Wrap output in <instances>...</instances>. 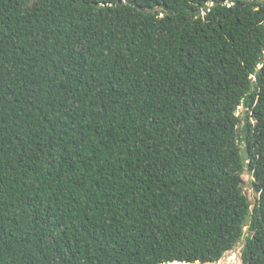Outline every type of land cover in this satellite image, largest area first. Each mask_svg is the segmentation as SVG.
Returning <instances> with one entry per match:
<instances>
[{
  "label": "trees",
  "instance_id": "trees-1",
  "mask_svg": "<svg viewBox=\"0 0 264 264\" xmlns=\"http://www.w3.org/2000/svg\"><path fill=\"white\" fill-rule=\"evenodd\" d=\"M262 61L260 0H0V264H264Z\"/></svg>",
  "mask_w": 264,
  "mask_h": 264
},
{
  "label": "rangeland",
  "instance_id": "rangeland-1",
  "mask_svg": "<svg viewBox=\"0 0 264 264\" xmlns=\"http://www.w3.org/2000/svg\"><path fill=\"white\" fill-rule=\"evenodd\" d=\"M243 111L244 109L241 107L239 109L238 115H240ZM251 180H252V175L246 172L243 175V181H244L243 190L248 196V199L250 200L253 209L257 195L254 193V191L250 186ZM245 231H247V228L245 229ZM244 245H245V238H243L241 242L232 251L227 252L224 255V257L220 260L219 264H242L241 252L242 249L244 248Z\"/></svg>",
  "mask_w": 264,
  "mask_h": 264
},
{
  "label": "snow or ice",
  "instance_id": "snow-or-ice-1",
  "mask_svg": "<svg viewBox=\"0 0 264 264\" xmlns=\"http://www.w3.org/2000/svg\"><path fill=\"white\" fill-rule=\"evenodd\" d=\"M122 2H125V0H122ZM261 3H264V0H260ZM264 62V61H262ZM261 80H264V72L261 73Z\"/></svg>",
  "mask_w": 264,
  "mask_h": 264
},
{
  "label": "water",
  "instance_id": "water-1",
  "mask_svg": "<svg viewBox=\"0 0 264 264\" xmlns=\"http://www.w3.org/2000/svg\"><path fill=\"white\" fill-rule=\"evenodd\" d=\"M172 263L189 264V263H181V262H170V263H165V264H172Z\"/></svg>",
  "mask_w": 264,
  "mask_h": 264
},
{
  "label": "bare ground",
  "instance_id": "bare-ground-1",
  "mask_svg": "<svg viewBox=\"0 0 264 264\" xmlns=\"http://www.w3.org/2000/svg\"><path fill=\"white\" fill-rule=\"evenodd\" d=\"M172 264H179V263H172ZM197 264V263H196Z\"/></svg>",
  "mask_w": 264,
  "mask_h": 264
}]
</instances>
